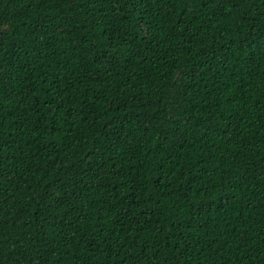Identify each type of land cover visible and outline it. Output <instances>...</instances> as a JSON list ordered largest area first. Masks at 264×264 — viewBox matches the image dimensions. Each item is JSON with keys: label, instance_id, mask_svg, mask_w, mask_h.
Listing matches in <instances>:
<instances>
[{"label": "trees", "instance_id": "1", "mask_svg": "<svg viewBox=\"0 0 264 264\" xmlns=\"http://www.w3.org/2000/svg\"><path fill=\"white\" fill-rule=\"evenodd\" d=\"M0 264H264V0H0Z\"/></svg>", "mask_w": 264, "mask_h": 264}]
</instances>
